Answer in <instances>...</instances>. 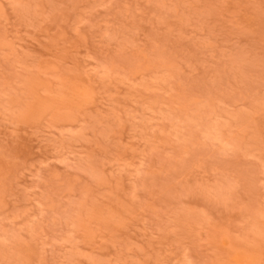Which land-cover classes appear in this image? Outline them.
Wrapping results in <instances>:
<instances>
[{"label": "rangeland", "instance_id": "374dc122", "mask_svg": "<svg viewBox=\"0 0 264 264\" xmlns=\"http://www.w3.org/2000/svg\"><path fill=\"white\" fill-rule=\"evenodd\" d=\"M0 264H264V0H0Z\"/></svg>", "mask_w": 264, "mask_h": 264}]
</instances>
